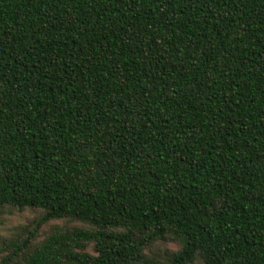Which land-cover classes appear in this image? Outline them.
Masks as SVG:
<instances>
[{
	"label": "trees",
	"instance_id": "16d2710c",
	"mask_svg": "<svg viewBox=\"0 0 264 264\" xmlns=\"http://www.w3.org/2000/svg\"><path fill=\"white\" fill-rule=\"evenodd\" d=\"M5 207L0 264H264V0H0Z\"/></svg>",
	"mask_w": 264,
	"mask_h": 264
},
{
	"label": "rangeland",
	"instance_id": "374dc122",
	"mask_svg": "<svg viewBox=\"0 0 264 264\" xmlns=\"http://www.w3.org/2000/svg\"><path fill=\"white\" fill-rule=\"evenodd\" d=\"M39 209H16L13 207H5L0 211V258L8 254L14 245L24 240L30 231L35 228L36 220L40 216ZM57 224L68 226L82 225L77 221L50 220L42 224L37 230V235L32 241H41L50 230ZM180 244L173 240H157L148 247L147 253L152 257H162L165 251L177 250ZM89 250L93 251L92 245Z\"/></svg>",
	"mask_w": 264,
	"mask_h": 264
}]
</instances>
